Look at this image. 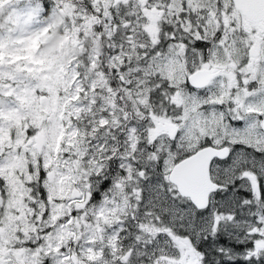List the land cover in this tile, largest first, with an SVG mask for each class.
<instances>
[{
    "label": "snow or ice",
    "instance_id": "snow-or-ice-1",
    "mask_svg": "<svg viewBox=\"0 0 264 264\" xmlns=\"http://www.w3.org/2000/svg\"><path fill=\"white\" fill-rule=\"evenodd\" d=\"M0 264H264V0H0Z\"/></svg>",
    "mask_w": 264,
    "mask_h": 264
}]
</instances>
